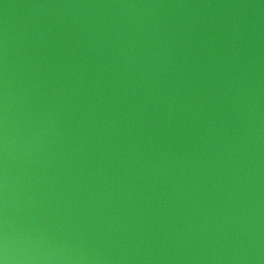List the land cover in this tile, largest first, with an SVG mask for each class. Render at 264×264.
<instances>
[{"label":"water","instance_id":"water-1","mask_svg":"<svg viewBox=\"0 0 264 264\" xmlns=\"http://www.w3.org/2000/svg\"><path fill=\"white\" fill-rule=\"evenodd\" d=\"M0 264H264V0H0Z\"/></svg>","mask_w":264,"mask_h":264}]
</instances>
